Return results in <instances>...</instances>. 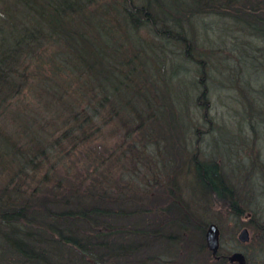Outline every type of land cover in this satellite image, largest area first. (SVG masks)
I'll use <instances>...</instances> for the list:
<instances>
[{"label": "trees", "instance_id": "obj_1", "mask_svg": "<svg viewBox=\"0 0 264 264\" xmlns=\"http://www.w3.org/2000/svg\"><path fill=\"white\" fill-rule=\"evenodd\" d=\"M94 4L101 6L88 11ZM112 9H116L117 16L111 14ZM12 14L28 24L17 29L0 25V108L15 98L20 86L16 78L25 74V62L43 47L44 40L54 41L59 47L55 48V57L75 61L71 66L77 68L74 73L78 78L84 73L87 77L88 71L97 75L101 67L116 81L106 91L100 84L102 92L96 85L98 96L94 104L83 108L62 105L66 106L62 109L56 105L57 109L49 111L51 119L43 127L51 128V136L59 126L50 124L56 125L57 120L64 118L68 126L51 143L46 134L42 133L36 143L32 135L26 134L25 144L22 143L25 146L21 148L14 138L0 132V264H228L215 260L207 250L203 216L200 211H192L193 207L183 198L179 177L185 164L192 170L191 179L200 185L205 199L212 195L226 201L238 217L245 211L235 199L234 188L226 186L228 181L221 164L213 159L199 160L197 147L187 155L190 150L185 146L186 139L180 137L186 125L180 122L183 118L179 110L166 105V110L171 111L168 116L164 104L152 102L145 94L150 78L146 74L147 60L156 71L162 63L150 58L141 60L142 50L138 47L134 51L135 45L127 42V32L145 28L163 45L180 47L186 59L195 62V102L207 111L209 89L204 75L209 64L205 66L195 55L200 50L198 53L210 60L219 53L205 46L198 48L202 39L191 22L202 16L227 19L226 26L242 32L245 37L237 39L246 42V49L251 51L252 39L264 46V0H0V17L17 18ZM117 23L121 27L116 33L119 43L114 30ZM77 63L82 68L76 67ZM65 65L68 63L55 64V70ZM213 69L210 76H214ZM237 71L243 73L244 69ZM136 80L141 81V87ZM51 81L47 86L49 93L63 92L64 83L55 87L54 79ZM230 86L238 105H264L263 85H251L243 76ZM108 114L114 119L125 115L137 122L136 130L150 135L148 142L159 137L160 140L155 138L149 143H159L160 148L164 145V154L172 150V145L179 146L176 152L171 151L176 159L175 168L169 169L171 174L156 186L150 181L147 184L151 187L144 184V198L136 196L129 186L123 188L100 179V166H90L92 172L82 170L87 174L77 172L73 177L48 167L47 156L53 154L52 158L57 159L66 152L65 141L72 146L82 145L87 135L96 136ZM95 121L99 124L93 129ZM160 148L156 146V151ZM94 156V152L83 154L88 163H92ZM152 193L161 194L163 201Z\"/></svg>", "mask_w": 264, "mask_h": 264}, {"label": "rangeland", "instance_id": "obj_2", "mask_svg": "<svg viewBox=\"0 0 264 264\" xmlns=\"http://www.w3.org/2000/svg\"><path fill=\"white\" fill-rule=\"evenodd\" d=\"M107 1L114 2L116 0ZM100 6L91 5L88 11L98 10ZM111 14L117 16L116 9H112ZM12 15L17 18L2 19L0 17V25L3 28L6 27V24L11 28L16 27V29L28 24L26 20L22 21L18 15ZM202 20L201 23L207 29L200 25L197 18L191 22L193 29L198 33V38L202 40L204 37L207 38L204 43L202 40L200 41L201 45L198 48L205 46L207 50L213 49L214 52L219 53L212 55L209 60L201 56L203 53H198L200 50H197V54L193 52L196 54L197 60L206 59L204 65L209 64L206 66L207 73L204 75L209 89L207 111L200 109L195 102L198 79L195 62L188 61L180 47L163 45L157 41L151 31L145 28L127 32L129 35L127 42L135 45L134 51L138 47L142 50V54L139 56L141 60L150 58L162 63V68L156 71L151 62L147 60L146 74L150 78H148L149 83L145 94L152 102L164 104L165 110L167 109L166 105L179 110V114L183 118L180 119V122L182 125H186L180 137L186 139L185 146L190 150L187 155L190 156L194 148L197 147L199 160L213 159L221 164L222 171L225 170V179L228 181L225 184L234 188L235 199L245 212L244 215L238 217L232 214L226 201L217 200L212 195L205 199L200 185L191 179L192 170L187 168L188 164H185L179 177L183 198L193 207L192 211L195 210L198 213L200 211L203 216L201 222L205 223V227L210 223H215L218 226L221 253L230 255L234 251H241L247 256L248 264H264V105H238L233 99L234 91L230 89L233 88L230 86L231 83L240 80L243 76L251 85H263L264 88V46L256 39L251 41L249 39L246 41L251 42L253 49L251 48V51L246 49L248 45L241 39H237L238 33L226 27L227 19L220 21L213 16H205ZM108 25L109 23L105 22L106 28H109ZM117 25L118 28L114 29L115 34L121 30L120 25L118 23ZM225 27L226 29H224ZM117 35L116 41L118 42L120 36ZM53 42L44 40L43 47L30 55V61L25 62L27 66L25 74L23 72L22 76L16 78L20 82V86L19 89L17 88L15 98L7 101L8 106L0 108L1 134L8 138H14L18 147L21 148L25 146L22 143L25 144L24 135L26 134L32 135L35 143L42 133L46 134L45 138H49L48 143H51L57 139L62 130L67 129L68 126L64 118L63 121L57 120L56 125L50 124V126H59L57 131H53L52 136L51 128L43 127L44 122L51 119L49 118L50 112L57 109L56 105L62 109L67 105L68 107L81 105L80 107L83 108L84 105L94 104L98 96L96 85L100 86L101 84L106 91L112 87L111 83L116 81L115 76H109L104 69L101 71V67L97 75L88 71L87 77L84 73L83 77L78 78L74 73L78 71L77 68L71 66L75 61L70 58L55 57V50L58 51L55 48L59 47ZM245 52L251 54L254 62L245 59L243 62L245 70L241 73L237 71V61L239 58H246ZM52 58H54V62ZM86 62L88 63L89 60ZM105 62H107V58ZM61 63H68L60 68L66 67L65 72L60 69L55 70V64L60 65ZM213 65L216 66L213 69L214 76H210L209 67ZM76 67L82 68V64H78ZM119 71L120 69L118 73ZM53 79L55 87L58 84H65L63 92L56 93L52 90V94L49 93L47 86L48 83H52ZM136 82L141 87V81L136 80ZM98 91L102 92L101 86ZM166 113L168 116L171 115L170 110H166ZM206 116L207 118H205ZM28 117H32L31 121L28 120ZM108 117L101 126L100 132L96 131V136L93 138H88L87 135L82 145L72 146L70 142H63L66 152H63L57 159L52 158L53 154L47 156L48 162H50L48 167L51 165L55 171H66V176L73 177L77 172L87 174L84 171H88L90 166H100V179L110 180V183L123 188L129 186L136 191L134 193L136 196L144 198L145 190L142 189L144 184L151 187L147 184L150 181L153 186H156L160 182H164L171 174L169 169L175 168L173 163L176 160L173 158L175 154L171 151L176 152L179 146L172 145V150L164 154L163 144L160 148L159 143L155 145L149 143L153 142L155 138L158 140L160 138L155 137L148 142L150 135L138 132L136 130L137 122L125 115L117 116L114 119V116L108 114ZM98 124L95 121L93 129L97 128ZM33 133L36 135L33 136ZM156 146L160 148L158 151H156ZM92 152L95 153V156L92 163H88L87 160H84L83 154L90 155ZM187 155L185 154L183 157L187 159ZM164 163H168V166L165 167ZM47 168L43 169L41 173ZM92 171L93 169H90V172ZM86 182L87 179L84 180L85 184ZM152 195L154 198L157 196L156 199L161 202L163 201L161 194L158 196L157 193H152ZM145 198L149 201L148 196ZM251 219H253L252 222H250ZM242 228H246L248 231L249 240L245 243L238 240V234Z\"/></svg>", "mask_w": 264, "mask_h": 264}, {"label": "water", "instance_id": "obj_3", "mask_svg": "<svg viewBox=\"0 0 264 264\" xmlns=\"http://www.w3.org/2000/svg\"><path fill=\"white\" fill-rule=\"evenodd\" d=\"M238 240L243 243L248 241L247 229L244 228L240 231V233L238 234ZM205 241L207 249L212 253V255H215L219 248V229L216 224L210 223L207 226L205 232ZM228 260L230 263L233 261H237L239 264H244V256L239 252L233 253L228 257Z\"/></svg>", "mask_w": 264, "mask_h": 264}, {"label": "bare ground", "instance_id": "obj_4", "mask_svg": "<svg viewBox=\"0 0 264 264\" xmlns=\"http://www.w3.org/2000/svg\"><path fill=\"white\" fill-rule=\"evenodd\" d=\"M205 16H202V17H196L198 20H199V23H200V25L201 26H203V24L201 23L203 20V18H204ZM195 18V19H196ZM194 20V19H193ZM204 27V26H203ZM228 29H230V27L229 26H226ZM226 27L224 28V29H226ZM205 29H207L206 27H204ZM210 29V28H209ZM231 29H233V28H231ZM233 30H235V33H238L237 34V36H239V37H243L244 35L242 34V32H238V30H236V29H233ZM196 33V32H195ZM245 37V36H244ZM169 47H172L171 45L169 46ZM203 58H206V57H203ZM251 54L249 55V56H247L246 58H239V61H237V67L238 68H243L244 70H245V66L243 65V62L245 61V59H249V60H251ZM207 59V58H206ZM206 59H200L201 60V62H203V63H205L206 62ZM252 61V60H251ZM209 69H213V67H211V68H209ZM214 73V72H213ZM221 75V74H220ZM220 77V76H219ZM224 174H225V170H224V172H223Z\"/></svg>", "mask_w": 264, "mask_h": 264}, {"label": "flooded vegetation", "instance_id": "obj_5", "mask_svg": "<svg viewBox=\"0 0 264 264\" xmlns=\"http://www.w3.org/2000/svg\"><path fill=\"white\" fill-rule=\"evenodd\" d=\"M234 252H236V251H234ZM234 252H232V253H234ZM231 253V254H232ZM230 254V255H231ZM229 255L228 254H223V253H221L220 252V244H219V251H218V253L214 256L215 257V260H224V261H226L227 263H228V257ZM228 264H230V263H228ZM232 264H236L235 262L234 263H232Z\"/></svg>", "mask_w": 264, "mask_h": 264}]
</instances>
